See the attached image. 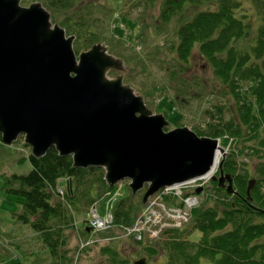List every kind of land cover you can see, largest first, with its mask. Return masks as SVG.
Listing matches in <instances>:
<instances>
[{
  "label": "trees",
  "instance_id": "16d2710c",
  "mask_svg": "<svg viewBox=\"0 0 264 264\" xmlns=\"http://www.w3.org/2000/svg\"><path fill=\"white\" fill-rule=\"evenodd\" d=\"M44 1L53 19L64 26L67 33L75 34L76 45L81 40L86 42L87 35L90 39L83 47L101 40L102 37H96L98 31L92 30L89 14L73 23L69 15L64 20L55 17L58 11L77 10V0ZM146 1H149L147 5L155 2ZM203 1L212 2L214 8L197 10L193 18L179 25L172 49L181 66L196 50L212 69L218 89L230 104L233 120L225 121L220 115L224 104L216 105L215 113L209 109L205 111L210 118L218 115L219 121L209 120L205 128L192 129L199 135L218 137L222 146H228L222 167L225 172L234 174L233 185L238 194L227 193L212 180L217 195L223 198H211L212 204L206 201L192 210V228L201 232L198 241L187 238L189 233L185 228H165L156 243L143 248L149 256L162 252L166 264H264V0H250L251 12L241 0H159V21L167 24L189 4ZM159 100L172 102L165 95ZM157 111L168 117V112L161 108ZM182 118V114L177 116L179 122ZM234 137L235 142L256 139L255 144H247L251 147V159L255 161V173L259 177L250 195L246 190L253 171L237 165L236 158L244 148H237L235 142H230ZM29 160L32 166L29 172L4 176L2 187L21 198L22 209L15 216L38 233L51 260L73 264L74 258L66 257L65 250L59 248L66 245V230L73 225V210L84 212L81 204H92L110 190L104 180V170L98 166L76 167L71 155H60L55 147H50L41 157L29 154ZM64 177L68 178L67 187L59 192L58 182ZM127 190V194L111 207L115 223L121 227L131 224L143 208L141 198L134 199ZM221 228L225 229L217 232ZM83 233L89 235L90 232L83 229ZM103 250L111 252L112 249L104 247ZM111 259V264L127 262L114 254Z\"/></svg>",
  "mask_w": 264,
  "mask_h": 264
},
{
  "label": "water",
  "instance_id": "95a60500",
  "mask_svg": "<svg viewBox=\"0 0 264 264\" xmlns=\"http://www.w3.org/2000/svg\"><path fill=\"white\" fill-rule=\"evenodd\" d=\"M75 36L51 21L40 3L0 0V140L11 145L19 135L41 157L50 147L71 155L76 167L98 166L109 187L123 179L141 201L164 186L205 175L221 152L213 180L238 194L233 174L224 173L227 151L219 139L186 125H170L153 113L122 75V61L102 43L76 53ZM254 179H250L246 193ZM202 187H197L199 193ZM89 231V229H87ZM133 264H146L145 257Z\"/></svg>",
  "mask_w": 264,
  "mask_h": 264
},
{
  "label": "rangeland",
  "instance_id": "374dc122",
  "mask_svg": "<svg viewBox=\"0 0 264 264\" xmlns=\"http://www.w3.org/2000/svg\"><path fill=\"white\" fill-rule=\"evenodd\" d=\"M154 1V4L147 5L149 1L146 0H77V10L71 9L73 12L55 11V17L64 20V17L69 15L73 18V23L75 20L82 21L79 17H86L89 14L87 17H90L89 23L93 26L92 30L98 31L99 34L96 37H102L99 43L105 45L108 53L123 63L122 71L111 69L107 73L108 77L115 78L119 74L122 75L123 82L132 86L135 93L144 98L146 106L153 113H159L158 108L168 112V117H166L169 118L170 125L165 129L177 126V123L191 129H203L209 120L214 123L219 121L218 115L210 118L205 110L209 109L215 113V106L223 104L224 107H222L220 115L225 121L233 120V113L229 110L230 104L218 89V80L205 60L195 50L189 61L181 66L174 56V49H172V44L175 45L177 38L176 28L187 19L193 18L197 10L213 9V3L203 1L199 4H189L169 23L162 24L159 21V0ZM32 2H40L48 9L44 0H20V3L25 6ZM241 4L245 8L247 7L246 9L250 12L253 11L250 0H241ZM50 16L53 23H58L53 19L52 14ZM60 26L64 28V26ZM69 32L71 31L68 33L66 31V36H75L74 33ZM117 36H121V38ZM86 37V42L81 40L76 45L77 38L75 36L73 47L76 53L93 45L83 47L84 43L88 44L90 39L89 35ZM163 95L167 96L168 100L172 99V102L160 101L159 99ZM179 114L183 116L180 122L177 120ZM235 141V137L230 138V142ZM255 143L256 139L254 138L249 141L239 139L235 142V146L244 148L243 153H240L236 158L237 165L240 168L246 167L253 171V176H250L249 179L257 181L259 177L255 173V161L251 159L252 150L251 147H248ZM228 150L226 148L227 153ZM30 151L31 148L24 142L22 135H19L11 145L3 144L0 140V264H58L51 260L48 248L39 238L38 233L30 225L24 224L16 218L15 213L22 209L21 198L5 191L2 187L4 176L13 172L20 174L29 172L32 167L29 160ZM219 162L213 172L216 176L220 171ZM224 173L227 172L224 171ZM209 180L211 181L205 183V191L198 195L199 203L185 213L186 219L178 217L176 213L179 206L169 203L163 195L165 192L152 197L149 201L150 209L146 205V208L143 207L138 213V218L146 216L145 221L133 227L140 229L139 231L146 228L150 237L147 236L145 241L138 235L136 236V230L125 231L123 227L115 225L107 227L111 221L103 225L101 227L103 229L94 230L89 235L84 234L83 229L86 230L84 228L86 222H89L96 214L100 215L99 213L110 211L113 201L121 196V193L127 194L128 181L124 180L116 184V187L120 186L118 193L114 187V191H111L110 194L107 191L102 198L96 199L92 204H81L84 212L73 210V225L66 230V245L59 249L65 250L66 257L70 255L74 258L73 264H111L112 254L118 259L126 260V264H133L134 260L140 257H145L146 264H166V257L162 252L157 256H149L143 248L144 245H153L154 242L156 243V239L161 236L160 234L155 238L158 228L149 225V222L157 227L169 229L171 225L166 218L170 217V213H172V228H185L189 233L187 238L198 241L201 232L192 228L191 211L206 201V204H212L211 198H223L217 195L212 177ZM67 181V177L60 179L58 187L63 186L66 190ZM214 181L217 183L216 180ZM217 187L219 186L217 185ZM143 192L144 189L133 194L134 199L142 198ZM167 195L172 197V192ZM218 201L220 202V200ZM70 208L72 210L71 206ZM224 229L221 228L217 232H222ZM153 232L155 233L153 234ZM137 240L142 243L138 244ZM104 247H110L111 252H107V250L104 252ZM68 263L69 261H67Z\"/></svg>",
  "mask_w": 264,
  "mask_h": 264
},
{
  "label": "built area",
  "instance_id": "2783aa9c",
  "mask_svg": "<svg viewBox=\"0 0 264 264\" xmlns=\"http://www.w3.org/2000/svg\"><path fill=\"white\" fill-rule=\"evenodd\" d=\"M209 175L201 176L197 179H194L192 181H187L183 184L166 186L163 189L159 190L156 194L165 192V194H163V195H164V197H166V196H169V195H167L168 193L172 192V194L174 196H177V198L181 199V201H183V206H181V207L179 206V210L177 211L176 214L178 215V217L186 219L187 217H186L185 213L189 212L191 207L197 205L199 201H198V196L194 193H188L187 195H183L182 187L187 186V185L194 187L197 184H200V183H197L198 181L201 182V184H204L209 179V177H210ZM59 191L62 192L61 189ZM156 194H154L152 197L156 196ZM147 207H148V209H150L149 202L147 203ZM145 208H146V206H145ZM145 219H146L145 215H143L139 218L137 217L131 226L124 227L125 231H129L131 229H133V231L136 230V236L138 235L141 239H145L147 236H149L147 234L146 228H143L141 231H139L140 229H134L133 228L134 225H137L138 223L145 221ZM166 220H168L167 222H169V224L171 225L169 227H172V213H170V217H167ZM110 221H111V223L108 224L107 227H109L110 225H114L113 214L110 211H108L104 214V216L103 215L100 216V215L96 214L94 217H92L89 220L88 225L91 228H93L94 230L103 229L101 227H103V225L107 224ZM149 225L154 226L155 228H158V232H157V235L155 236V238L160 235V233L163 231L164 228H166V227H157L156 225H154L150 222H149ZM154 233L155 232H153V234Z\"/></svg>",
  "mask_w": 264,
  "mask_h": 264
},
{
  "label": "bare ground",
  "instance_id": "6f19581e",
  "mask_svg": "<svg viewBox=\"0 0 264 264\" xmlns=\"http://www.w3.org/2000/svg\"><path fill=\"white\" fill-rule=\"evenodd\" d=\"M48 10V9H47ZM49 11V10H48ZM49 13L51 14V11H49ZM220 156H221V152L219 151V150H217L216 151V156H215V159H214V166L213 167H211V169L205 174V175H207V174H212V172H215V166H216V164L219 162V158H220ZM204 175V176H205Z\"/></svg>",
  "mask_w": 264,
  "mask_h": 264
}]
</instances>
